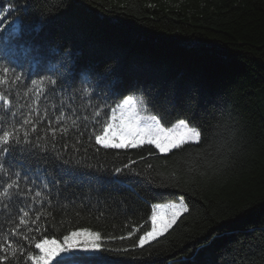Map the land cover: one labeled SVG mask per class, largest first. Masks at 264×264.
Segmentation results:
<instances>
[{"label": "trees", "instance_id": "1", "mask_svg": "<svg viewBox=\"0 0 264 264\" xmlns=\"http://www.w3.org/2000/svg\"><path fill=\"white\" fill-rule=\"evenodd\" d=\"M9 5L13 13L0 22V62L29 79L64 82L42 101L40 116L34 94L15 100L20 112L32 110L37 131L26 128L39 144L16 161L54 181L52 216L37 222L40 234L99 231L106 248L119 249L104 252L103 264H264V0H0L5 11ZM18 17L9 36L8 22ZM127 95L141 96L166 126L178 119L200 126L205 141L165 156L155 149L149 155L150 146H89L86 134L74 152L69 132L67 150L58 134L56 153L72 163L55 160L44 165L46 174L35 171L44 149H52L45 109L53 120L66 113L61 124L68 127L73 116L81 125L87 116L91 127ZM177 196L190 213L157 241L136 247L150 230L152 204ZM14 227L6 226L5 243Z\"/></svg>", "mask_w": 264, "mask_h": 264}, {"label": "snow or ice", "instance_id": "2", "mask_svg": "<svg viewBox=\"0 0 264 264\" xmlns=\"http://www.w3.org/2000/svg\"><path fill=\"white\" fill-rule=\"evenodd\" d=\"M13 9V5H9L7 11L0 8V13H3L0 15V22L12 14ZM18 20L19 17L8 22L11 25L7 30L9 36L18 31ZM4 32L5 28L0 27V33ZM4 40L5 36L0 35V41ZM46 84L50 86L47 89ZM63 84V81L53 76L29 79L17 71L16 66L9 61L0 62V217L3 218L0 222V264H102L104 252L119 251L106 248L104 237L99 231L75 228L57 238L51 234L47 236L40 234L41 229L36 226L42 217L46 222L47 217L52 216V197L48 189L54 181L47 180L46 177L42 181L40 176L34 177L33 169L26 168L23 163L16 161V157L23 159L24 156L31 155L39 144L31 143L26 128L31 125V131L33 133L37 131V125L32 119V110L20 112L15 100L21 92L25 97L34 94L35 115L40 116L39 108L42 101L54 97L58 88L63 90ZM103 103L108 105L109 101L106 99ZM94 116L99 118L100 110L95 111ZM44 118L47 119L48 130L52 136L51 155L48 154V149H44L45 155L38 158L39 163L35 171L40 172L43 167L45 174L49 169L44 165L60 160L56 153L58 134H62L59 138L64 140L62 145L64 150L68 148L66 137L72 132L75 136V143L72 145L74 152L81 151L77 145L84 142L82 138L87 134L86 142L89 146H92L93 141L94 145L106 150H129L150 146L147 149L149 155H153L152 149H155L156 153L165 156L169 153L175 155L177 150L200 146L206 139L201 127L186 119H178L170 126H166L162 123L161 115L149 111L143 98L132 95L112 102L103 119H93L91 127L88 126L87 116L83 118L85 121L83 125L80 124L78 116L72 117L71 127L61 124V121L67 118V114L62 110L53 120L48 117L45 109ZM54 124L59 126L55 127ZM39 139L41 137L37 136L36 140ZM83 150L87 151L86 148ZM60 163L67 165L72 161L64 159L60 160ZM124 168H130V165L125 164ZM114 171L117 175L123 173L120 167ZM66 174L71 176L74 173L66 171ZM36 198L40 200L37 201ZM190 210V205L183 196L152 204L150 230L139 236L136 247L143 248L146 244L157 241L159 237L168 233L182 216L190 213ZM30 217L32 218L29 219ZM10 223H14L16 227L12 229L5 243L3 237L6 226ZM25 225L27 227L23 233L17 231L19 226ZM27 233L37 235L30 238ZM132 234L133 232H129L127 238ZM16 236L27 241V246L13 239ZM118 238L123 240L126 237Z\"/></svg>", "mask_w": 264, "mask_h": 264}, {"label": "rangeland", "instance_id": "3", "mask_svg": "<svg viewBox=\"0 0 264 264\" xmlns=\"http://www.w3.org/2000/svg\"><path fill=\"white\" fill-rule=\"evenodd\" d=\"M17 23H18V21H17ZM134 97H138V98H142L141 96H137V95H134ZM91 230V229H90ZM94 231V230H93ZM103 264V263H102Z\"/></svg>", "mask_w": 264, "mask_h": 264}]
</instances>
